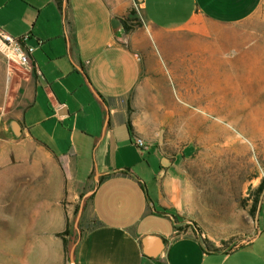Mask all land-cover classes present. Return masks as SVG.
<instances>
[{"label": "crops", "instance_id": "0c3cea01", "mask_svg": "<svg viewBox=\"0 0 264 264\" xmlns=\"http://www.w3.org/2000/svg\"><path fill=\"white\" fill-rule=\"evenodd\" d=\"M263 1L0 0V29L36 47L32 73L0 52V114L16 120L0 121L3 264H71L73 236L60 235L81 209L75 264H264L259 229L230 252L179 231L185 191L169 153L171 117L235 112L259 76L237 30ZM133 6L144 26L126 33ZM219 87L228 103L189 111Z\"/></svg>", "mask_w": 264, "mask_h": 264}, {"label": "rangeland", "instance_id": "374dc122", "mask_svg": "<svg viewBox=\"0 0 264 264\" xmlns=\"http://www.w3.org/2000/svg\"><path fill=\"white\" fill-rule=\"evenodd\" d=\"M132 11L133 32L144 26V20L139 7L133 6ZM237 31L245 44L243 56L252 62L257 59L259 68V76L251 72L243 83L240 103L233 107L237 111L227 113L217 106L220 100L228 103L231 99L219 91L225 86L220 83L221 88L210 96L203 92L189 108L191 112L209 110V103L217 102L218 113L180 114L171 117L169 125V153L179 159L185 191L178 229L198 237L209 251L241 248L258 229L264 235V1ZM223 73L236 71L228 67ZM204 88L206 84L201 83V90ZM0 121L1 125H12L11 131L16 124L15 119L2 113ZM75 220L70 226L73 241L80 230ZM3 260L7 261L0 254V264Z\"/></svg>", "mask_w": 264, "mask_h": 264}, {"label": "built area", "instance_id": "2783aa9c", "mask_svg": "<svg viewBox=\"0 0 264 264\" xmlns=\"http://www.w3.org/2000/svg\"><path fill=\"white\" fill-rule=\"evenodd\" d=\"M28 38L27 35L14 37L0 29V52L5 56L8 64L23 72L32 73L35 69L33 55L36 47L26 44ZM135 145L142 149L146 148V143L140 138L136 139Z\"/></svg>", "mask_w": 264, "mask_h": 264}, {"label": "trees", "instance_id": "16d2710c", "mask_svg": "<svg viewBox=\"0 0 264 264\" xmlns=\"http://www.w3.org/2000/svg\"><path fill=\"white\" fill-rule=\"evenodd\" d=\"M132 13H133V11L131 9L129 11L128 17L121 19V24H122V26L124 28V31L126 33H129V32L132 31ZM69 235H71V237H72V236H74V233H73V231L70 230L69 224H67L66 230L60 236H69ZM71 244L72 245H70V242H68L64 238V245H65V250H66L67 253H70L72 246L75 244V240L72 241ZM213 251L214 252H218V251H220V249H215Z\"/></svg>", "mask_w": 264, "mask_h": 264}, {"label": "water", "instance_id": "95a60500", "mask_svg": "<svg viewBox=\"0 0 264 264\" xmlns=\"http://www.w3.org/2000/svg\"><path fill=\"white\" fill-rule=\"evenodd\" d=\"M18 128H14V131H17ZM165 161L168 163V160L165 159ZM81 213H82V209L80 210L79 214H78V217H77V222H76V225L79 223V220H80V217H81ZM76 244L75 243L72 248H71V251H70V260H71V264H75V260H74V254H75V248H76Z\"/></svg>", "mask_w": 264, "mask_h": 264}]
</instances>
